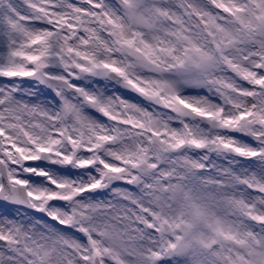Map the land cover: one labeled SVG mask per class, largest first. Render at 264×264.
<instances>
[{
    "label": "snow or ice",
    "instance_id": "obj_1",
    "mask_svg": "<svg viewBox=\"0 0 264 264\" xmlns=\"http://www.w3.org/2000/svg\"><path fill=\"white\" fill-rule=\"evenodd\" d=\"M0 205V264H264V0H0Z\"/></svg>",
    "mask_w": 264,
    "mask_h": 264
},
{
    "label": "rangeland",
    "instance_id": "obj_2",
    "mask_svg": "<svg viewBox=\"0 0 264 264\" xmlns=\"http://www.w3.org/2000/svg\"><path fill=\"white\" fill-rule=\"evenodd\" d=\"M5 211H8V210L5 208H0V213H4ZM29 211H31V210H29ZM37 215H40V214H37Z\"/></svg>",
    "mask_w": 264,
    "mask_h": 264
},
{
    "label": "water",
    "instance_id": "obj_3",
    "mask_svg": "<svg viewBox=\"0 0 264 264\" xmlns=\"http://www.w3.org/2000/svg\"><path fill=\"white\" fill-rule=\"evenodd\" d=\"M0 207H3L2 205H0Z\"/></svg>",
    "mask_w": 264,
    "mask_h": 264
}]
</instances>
